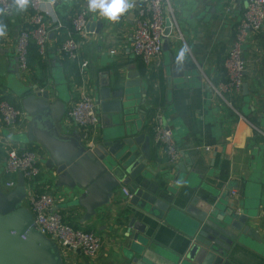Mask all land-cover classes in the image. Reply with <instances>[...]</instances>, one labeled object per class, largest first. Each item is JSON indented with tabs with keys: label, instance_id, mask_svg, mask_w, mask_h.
Wrapping results in <instances>:
<instances>
[{
	"label": "crops",
	"instance_id": "crops-1",
	"mask_svg": "<svg viewBox=\"0 0 264 264\" xmlns=\"http://www.w3.org/2000/svg\"><path fill=\"white\" fill-rule=\"evenodd\" d=\"M48 1L55 3L54 9L63 28L52 27L46 53L32 57L28 71H20L21 78L12 70L19 67L16 42L29 19L31 0H26L22 9L17 6V0H11L8 12L0 7V97H12L23 109L14 88L49 89L53 110L62 118L58 121L60 130L63 134L80 137L82 130L69 112L83 85L95 100L97 86L103 78L112 81L119 69L134 64L149 84L144 94L138 90L137 99L140 103L137 115L145 116L143 120L138 119L143 123L142 132L151 137V160L144 176V193L155 191L150 195L162 203L167 212L172 210L178 224L195 192L193 185L201 183L200 172L216 173L227 185H233L236 194L231 191L230 200L242 203L245 211L255 214L252 225L260 240L244 237L235 245V252L246 259L245 264H264V135L260 132L264 131V31L249 32L244 45V83L249 90L246 96L241 91L228 95L225 102L213 93L205 78H211L214 83L227 78L224 60L247 0H169L183 39H165L167 48L150 67L134 56L131 47L135 17L144 0H128L130 7L116 20L102 15L99 9L90 10L89 0ZM81 9H87L92 18L102 22L98 32L85 31L79 36L80 59L88 61L85 68L59 50L60 31L68 29L65 23H72ZM181 51V61L193 67L185 79L173 78L168 73ZM158 112L180 149V157L174 164L181 162L183 171L168 162L166 152L154 141L152 124ZM98 114L97 137L110 130L111 123L110 120L104 122ZM27 125L26 121L24 133ZM17 133L19 131L5 125L0 117V183L6 191L11 189L7 183H16L19 178V173L4 171L7 147L33 145L40 156V190L55 196V209L66 222L92 231L102 239L96 257H88L80 250L65 249L53 240L62 264H127L124 249L132 243V237L127 219L129 200L123 189L134 192L132 184L119 185L109 201L96 208L75 204L74 198L71 200L64 195V185H59L50 169L46 148L36 141L18 142L14 139ZM24 206L33 215L26 201ZM155 211L166 212L158 208ZM164 230L161 243L150 241L154 250L166 249L172 228Z\"/></svg>",
	"mask_w": 264,
	"mask_h": 264
},
{
	"label": "water",
	"instance_id": "water-1",
	"mask_svg": "<svg viewBox=\"0 0 264 264\" xmlns=\"http://www.w3.org/2000/svg\"><path fill=\"white\" fill-rule=\"evenodd\" d=\"M101 25L91 18L86 30L98 32ZM165 43L163 49L167 48ZM135 68L129 64L119 69L112 81L103 78L99 82L96 110L104 122L110 120V130L87 139L62 133L58 125L62 118L53 110L49 89L14 88L28 122L25 133L15 134L14 139L43 145L49 153L50 169L65 187L64 195L88 209L108 202L119 185L132 184L134 192L127 207L132 243L124 249L127 264H245L235 245L244 237L260 240L252 225L255 214L230 200L233 185H227L216 173L200 172L201 183L193 185L195 192L178 224L172 210L167 212L150 195L155 191L144 193L151 137L142 132L143 123L138 119L145 116L137 115V99L138 90L144 94L149 84ZM169 70L173 78L185 79L193 67L178 59ZM12 73L21 78L19 67ZM248 92L247 83H243V95ZM173 166L183 171L181 162ZM26 196L21 172L9 191L0 183V264H62L53 240L36 229L33 215L24 206ZM156 208L166 212L157 213ZM167 227L172 228V234L166 249L154 250L150 241L161 243Z\"/></svg>",
	"mask_w": 264,
	"mask_h": 264
},
{
	"label": "built area",
	"instance_id": "built-area-1",
	"mask_svg": "<svg viewBox=\"0 0 264 264\" xmlns=\"http://www.w3.org/2000/svg\"><path fill=\"white\" fill-rule=\"evenodd\" d=\"M144 5L135 17V27L131 38L134 56L140 59L146 67L159 60L163 54V41L170 38L183 39L177 19L169 0H144ZM54 2L48 0H31L30 16L26 25L20 30L16 52L20 71H28V50L31 40L38 46L41 55L46 53L49 34L52 27L56 30L63 28L54 9ZM0 7L4 12L11 8V0H0ZM87 9L79 10L72 19V28L66 29V37L59 46V50L69 59L76 61L85 68L88 61L80 59L79 36L84 35L86 25L91 20ZM264 31V0H247L243 15L238 22L235 33L224 60L226 79L214 83L205 77L213 93L228 102V95L239 94L242 91L246 60L244 45L249 32ZM115 53V50L111 51ZM83 70V69H82ZM69 115L82 130L83 138L97 136L99 114L96 101L88 92L85 85L81 88L79 98L70 109ZM0 117L8 127L19 132L26 128L25 112L16 107L9 100L0 99ZM152 132L154 141L167 154L168 162L174 164L180 157V149L173 137L171 129L163 122L161 113H156ZM264 135V131L260 130ZM207 150L210 147H206ZM4 171L6 174L21 172L24 176L27 196L25 201L34 217V225L43 234L55 240L61 247L80 250L88 257H96L102 246V239L92 231L72 226L66 222L61 212L55 209L56 199L52 193L39 191L38 178L41 174L40 156L37 150H29L20 146L9 145L6 149ZM15 182L7 183L13 188ZM127 198L132 192L123 189ZM236 194L235 190H232Z\"/></svg>",
	"mask_w": 264,
	"mask_h": 264
},
{
	"label": "clouds",
	"instance_id": "clouds-1",
	"mask_svg": "<svg viewBox=\"0 0 264 264\" xmlns=\"http://www.w3.org/2000/svg\"><path fill=\"white\" fill-rule=\"evenodd\" d=\"M26 0H17V6L23 8ZM90 10H101V14L109 18L110 20H116L119 14L125 12L130 4L128 0H89ZM183 58V51H181L177 59Z\"/></svg>",
	"mask_w": 264,
	"mask_h": 264
},
{
	"label": "trees",
	"instance_id": "trees-1",
	"mask_svg": "<svg viewBox=\"0 0 264 264\" xmlns=\"http://www.w3.org/2000/svg\"><path fill=\"white\" fill-rule=\"evenodd\" d=\"M65 25H66L68 28H72V23H71V22H69V23H65ZM60 33H61L60 42L62 43L63 40H64L65 37H66V32H65V30H61ZM38 54H39V52H38V46H37V44L35 43L34 40H31L30 45H29V50H28V62L30 63L32 57L37 56ZM2 98H5V99L9 100V101H10L13 105H15L16 107H20L19 103H18L15 99H13L12 97H9V96H1L0 99H2ZM26 149H29V150H36L37 147H35V146H33V145H28V146L26 147ZM39 191H41V190L39 189ZM87 231H88V230H87Z\"/></svg>",
	"mask_w": 264,
	"mask_h": 264
},
{
	"label": "rangeland",
	"instance_id": "rangeland-1",
	"mask_svg": "<svg viewBox=\"0 0 264 264\" xmlns=\"http://www.w3.org/2000/svg\"><path fill=\"white\" fill-rule=\"evenodd\" d=\"M21 143V142H20ZM42 175V174H41Z\"/></svg>",
	"mask_w": 264,
	"mask_h": 264
}]
</instances>
